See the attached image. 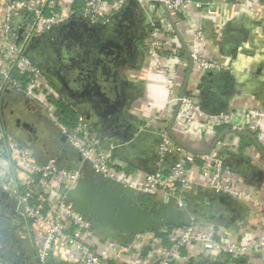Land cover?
<instances>
[{
  "label": "built area",
  "instance_id": "obj_1",
  "mask_svg": "<svg viewBox=\"0 0 264 264\" xmlns=\"http://www.w3.org/2000/svg\"><path fill=\"white\" fill-rule=\"evenodd\" d=\"M227 2L251 8L254 4L264 5V0ZM132 5L142 7L146 16H150L145 28L149 38L146 51L167 74L170 103L180 102L175 123L180 125L181 131L194 129L198 119L202 123L199 131L205 134L214 129L212 140L231 152L239 148L235 142L239 133L263 141L260 136L264 132V109L240 107L207 113L194 93L184 92L181 96V92L175 90L173 72L163 66L166 53L181 60L186 49L193 69L211 73V76L231 71L205 53L207 25L203 16L204 13L216 14L214 1L205 5L194 0H0V92L9 91L6 100H28L31 108L45 115L76 152L106 178L140 191L145 199L174 198L179 208L186 207L188 200L197 211L189 224L161 231L166 236L143 233L126 245L102 239L91 228V223L66 201L67 192L81 178L82 163L78 169H66L58 166L56 158L38 160L36 145L20 139L15 130L6 126L7 115L3 108L0 109V193L7 192L17 201L20 219L29 226V235L37 245V264H46L49 260L67 264H190L191 260H223L225 257L229 258L227 264L244 262L253 252L264 250V242H242L223 235L216 227L206 226L203 221L208 215L199 209V205L204 207L209 199L205 191H211L214 199L220 195L252 197L239 190L223 158L208 152L211 144L202 152L188 150L172 140L164 127L160 130L158 155L151 168L133 171L129 162L115 155L117 146L110 136L92 125L81 110L71 108L76 114L74 127L62 122L55 103L62 100V96L29 57V50L41 39L55 40L72 24L104 32ZM258 16L264 23V12ZM191 21L194 22L190 27L192 46L181 47L177 41L180 36L184 41V28ZM24 76L26 79H22ZM155 119L157 117L151 121ZM45 129L46 138L48 128ZM223 133L228 136L219 141ZM260 207L264 211L263 205ZM0 222L1 228L4 224L7 227L6 222ZM9 234L11 232H7ZM0 264L5 263L0 261Z\"/></svg>",
  "mask_w": 264,
  "mask_h": 264
},
{
  "label": "crops",
  "instance_id": "obj_2",
  "mask_svg": "<svg viewBox=\"0 0 264 264\" xmlns=\"http://www.w3.org/2000/svg\"><path fill=\"white\" fill-rule=\"evenodd\" d=\"M211 1L216 3V14L210 16L204 13L203 16L207 25L205 53L231 71L211 76L193 69L186 49H183L181 60L166 53L163 56V66L173 72L175 90L194 93L201 99L203 109L207 113L226 112L240 107L264 109V23L258 16L260 12H264V5L254 4L251 8L229 3L227 0ZM160 12L163 15V11ZM150 20L149 14L146 16L142 7L132 5L104 32L87 27L93 34L92 42H84L81 39L83 35L78 34L80 39L75 56L81 53L82 57H85V53L89 52L91 58L90 48H94L93 51L96 52L92 58L97 64L95 67L90 63L92 59L87 58L89 73L94 71V79L87 77L88 81L85 75L80 77L78 71L74 80L71 79V74H66V70H63L61 64L64 63L65 52L60 48L59 37L56 41L41 39L33 50L36 55L39 54L44 66L56 73V76L49 75L48 79L62 96L60 102L67 105L68 110H81L89 122H95L117 146L115 155L129 162L133 171L140 172L149 170L156 160L161 139L160 130L164 127L168 130V124L177 110L176 105L170 103L167 74L158 68L155 60L146 51L149 38L145 34V28ZM191 26H194L192 21L184 28V41H177L181 47L192 46ZM104 35L113 40L105 46ZM115 35L118 37L113 39ZM109 51L114 53L109 54ZM100 57L105 58L104 60H115L112 75L109 77L110 82H105L107 76L102 74ZM66 79L71 80L69 86H63ZM85 82H90L88 90H93L85 92ZM73 89L79 93L75 94ZM58 102L55 101L57 107ZM15 115L22 122L28 120L34 131H23L19 126H12L16 123L15 120L6 126L15 130L22 138L25 136V142L36 145V157L42 160L44 151L39 150L38 144L41 138H45L41 127L49 123L46 116L31 113V110H28V113L15 112ZM156 117L157 120L151 121V118ZM201 125L197 119L194 129L181 131L180 125L175 123L171 129L172 140L188 150L197 152L206 150L211 144L212 154L218 158L225 157L227 169L233 173L239 190L252 196L250 199L239 196L221 200L211 197L214 196L211 191H205L209 199L202 210L208 208L213 212L207 214L208 218L203 222L210 228L216 227L217 231L234 240L264 242V211L260 207H264V132L263 136H260L263 141L239 133L235 138L239 148L236 152H231L220 142L212 140L214 129H209L205 134L201 133ZM226 136L228 134H221L219 141H224ZM76 154V150L71 151L64 155L65 160L78 163ZM146 199H149L151 204L154 197ZM189 203L191 202L187 200L188 205ZM0 207L3 208L1 205ZM196 208L191 204L188 212L193 213ZM1 218L7 222L4 217ZM23 221L16 216L9 221V227L14 231L16 238L5 237L4 249L0 254V261L5 264H37V256L34 259L30 254L31 249L37 253V245L29 235V226ZM3 228L5 224L1 229ZM4 256L8 257L11 263L6 261ZM191 261L190 264H203L206 260ZM206 262L227 264L221 258ZM245 262L264 264V250L253 252L243 262L248 264ZM46 264L67 263L49 260Z\"/></svg>",
  "mask_w": 264,
  "mask_h": 264
},
{
  "label": "water",
  "instance_id": "obj_3",
  "mask_svg": "<svg viewBox=\"0 0 264 264\" xmlns=\"http://www.w3.org/2000/svg\"><path fill=\"white\" fill-rule=\"evenodd\" d=\"M210 1L211 0L201 3L206 5ZM177 34L179 35L178 31ZM117 37L118 36L115 35L113 39H116ZM79 39L80 37L77 33L66 35L65 42L62 46V49L65 52L63 53L64 63H62L61 66L63 70H66V74L68 73L72 75L71 79L73 78L75 80V74L77 71L79 72L77 74H79L80 77L85 75L86 78L92 77V79H94V75H92L94 71L91 70L92 73H89L88 69L87 58L90 59V56L88 55L89 52L85 53L86 58L82 57L81 53H78L76 56L75 54H71V51H74L77 47ZM56 40L57 38L55 41ZM180 40L183 42L181 36ZM112 41L105 37L103 45L105 46ZM35 47L33 46L29 50V57L47 76H56L55 72L44 66V62L39 59V54L36 55L35 51H33ZM113 53V51H109V54ZM104 59L105 58L100 57L99 63L102 69V74L107 76L105 82H110L109 77L112 75L115 60ZM85 64H87V68H85ZM209 75H211V73ZM70 81L71 80L66 79L63 82V86H69ZM86 81H88V78ZM89 83L86 84L85 82V92L93 90V88L88 90L90 88ZM94 85H96V82ZM97 87H100L99 84H97ZM74 91L75 94L79 93L78 90ZM184 92L185 91L182 90L181 96H183ZM7 93H9V91H6L5 93L0 92V109H4V106H6L5 95ZM174 105H176L177 110H175L173 117L168 124V131L170 134L171 129L175 124L180 102H177V104ZM21 122V119L17 120L18 126ZM90 123L97 126L95 122ZM24 126L29 128L31 132L34 131L31 123H27ZM17 136L23 140L20 134H17ZM62 140L66 141V137L63 136ZM208 152L210 153L211 151L208 150ZM76 157L78 161L82 163V175L78 184L67 192L66 201L71 203L73 209L91 223V228L102 239L111 240L123 245L130 244L136 235L143 233H157L170 226L181 227L189 224L192 214L197 211L196 208L193 213L188 212L189 205L193 204V202L189 203V205L186 203V207L179 208L176 200L169 197H156L152 200L151 204L145 205V198L140 191L114 179L106 178L103 174L97 172L89 161L84 160L80 153L76 154ZM223 161L224 165L227 167L228 163L226 162L225 157L223 158ZM217 198L224 200L231 197L228 195H220ZM0 204L5 211L4 218L7 220V227L5 229H1L0 227V244L2 245L0 249L1 254L4 249L5 237L15 236L14 231L9 227V225H11L9 221L12 216L18 218H22V216L18 211L17 201L12 199L9 193H0ZM3 222L5 223V220H3ZM7 232H11V234L7 235ZM4 258L11 263V260L8 257L4 256ZM206 261H203V264H224L223 262L207 263Z\"/></svg>",
  "mask_w": 264,
  "mask_h": 264
},
{
  "label": "trees",
  "instance_id": "obj_4",
  "mask_svg": "<svg viewBox=\"0 0 264 264\" xmlns=\"http://www.w3.org/2000/svg\"><path fill=\"white\" fill-rule=\"evenodd\" d=\"M22 79H26L25 76L22 77ZM60 102V101H59ZM59 114L61 116L62 122L69 126L74 127L76 125V114L72 110H68V106L64 103H59ZM43 125V127L48 128V136L47 138H41L40 144H38L39 150L41 152L44 151L42 159H49V158H56L58 166L66 169H78L81 165V162L78 163H71L65 160L64 155H67L71 151H75L73 146L68 141H63L62 136L59 132V130L52 125L51 123H48ZM44 137V136H43ZM145 205H148L150 203L149 199H145ZM199 208L202 210V204L199 205ZM207 214H211L213 211L210 209H204L202 210ZM174 227H169L167 230H171ZM157 236L162 237L166 236L164 232H157ZM30 251V250H29ZM32 251V249H31ZM30 251V254L33 256L32 258L36 259L37 253L35 250L32 252ZM225 262L229 261L228 257L223 258ZM238 264H243L242 261H238Z\"/></svg>",
  "mask_w": 264,
  "mask_h": 264
},
{
  "label": "flooded vegetation",
  "instance_id": "obj_5",
  "mask_svg": "<svg viewBox=\"0 0 264 264\" xmlns=\"http://www.w3.org/2000/svg\"><path fill=\"white\" fill-rule=\"evenodd\" d=\"M70 33H77L79 35L80 34L83 35V36H81V39L84 40V42H86V41L92 42L93 41V38H92L93 34H92V32L89 29L81 27V26H77L75 24H72L71 26H68V27L64 28L63 34L59 37L60 38L59 42H60V48L61 49H62V46H63V44L65 42L66 35H68ZM77 46H78V44H77ZM89 50L91 51L90 54L92 53V55H91L92 57L90 58V59H92L95 56L96 52L93 51V50H95L94 48H90ZM75 53H77V49L76 48H75L74 51H71L72 55H74ZM90 63H91V65L93 67H95L97 65L96 62L94 61V59H92ZM5 104H6V106H4V110H5V114L7 115L6 122L11 124V123H14L13 120H15L16 123H14V125H12L14 127L18 126V124H17V119L18 118L16 117L15 112L28 113V110L29 111L30 110L33 111V108H31V106L28 104V102H26V100L23 99V98H20V99H17V100H15V99L10 100V98H8L6 100V102H5ZM34 114L38 115V113H35V112H34ZM13 115H15V116H13ZM27 123H30V122H28V120H25V121L21 122V124L19 125V128H21L23 131L24 130L28 131L29 128H26L24 126ZM41 130L43 132V130L45 131L46 129H45V127L42 126ZM28 143H31V142H28ZM1 217H4V209L3 208H0V221H2Z\"/></svg>",
  "mask_w": 264,
  "mask_h": 264
},
{
  "label": "rangeland",
  "instance_id": "obj_6",
  "mask_svg": "<svg viewBox=\"0 0 264 264\" xmlns=\"http://www.w3.org/2000/svg\"><path fill=\"white\" fill-rule=\"evenodd\" d=\"M34 112H36V111L35 110L31 111V113H34Z\"/></svg>",
  "mask_w": 264,
  "mask_h": 264
}]
</instances>
